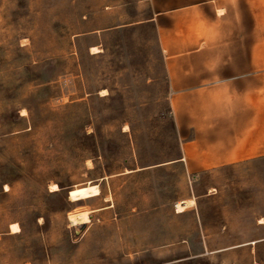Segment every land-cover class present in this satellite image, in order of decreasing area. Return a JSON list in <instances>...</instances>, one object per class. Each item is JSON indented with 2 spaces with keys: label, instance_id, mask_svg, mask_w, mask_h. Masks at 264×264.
<instances>
[{
  "label": "rangeland",
  "instance_id": "obj_1",
  "mask_svg": "<svg viewBox=\"0 0 264 264\" xmlns=\"http://www.w3.org/2000/svg\"><path fill=\"white\" fill-rule=\"evenodd\" d=\"M138 1L0 0V264H264V159L186 175Z\"/></svg>",
  "mask_w": 264,
  "mask_h": 264
},
{
  "label": "crops",
  "instance_id": "obj_2",
  "mask_svg": "<svg viewBox=\"0 0 264 264\" xmlns=\"http://www.w3.org/2000/svg\"><path fill=\"white\" fill-rule=\"evenodd\" d=\"M137 5L157 32L186 175L264 159V0Z\"/></svg>",
  "mask_w": 264,
  "mask_h": 264
},
{
  "label": "bare ground",
  "instance_id": "obj_3",
  "mask_svg": "<svg viewBox=\"0 0 264 264\" xmlns=\"http://www.w3.org/2000/svg\"><path fill=\"white\" fill-rule=\"evenodd\" d=\"M91 50H92V52H98V49L96 47H93ZM25 114H26V112L24 110H22L21 116H24ZM52 189L55 191L58 188H57V186L54 185V186H52ZM97 193H98L97 186L87 185L84 187L74 188V189L70 190L68 199H70L72 201L83 200V199L89 198L91 196L98 195ZM193 204H194V202L192 200H184V201L177 202L175 204L176 212L177 213L183 212L185 210V208L190 207ZM81 219L83 220L82 223H85V218H84V215H82V214H73L70 216V222L73 225H79L80 222L82 221ZM9 229H10L11 234H17L20 232V228H19L18 224H16V223L10 224Z\"/></svg>",
  "mask_w": 264,
  "mask_h": 264
},
{
  "label": "trees",
  "instance_id": "obj_4",
  "mask_svg": "<svg viewBox=\"0 0 264 264\" xmlns=\"http://www.w3.org/2000/svg\"><path fill=\"white\" fill-rule=\"evenodd\" d=\"M150 24V23H149ZM154 29H155V26L153 25V24H150ZM156 30V29H155ZM160 47V46H159ZM160 51H161V49H160Z\"/></svg>",
  "mask_w": 264,
  "mask_h": 264
},
{
  "label": "water",
  "instance_id": "obj_5",
  "mask_svg": "<svg viewBox=\"0 0 264 264\" xmlns=\"http://www.w3.org/2000/svg\"><path fill=\"white\" fill-rule=\"evenodd\" d=\"M67 197L69 198V192H68V195H67Z\"/></svg>",
  "mask_w": 264,
  "mask_h": 264
}]
</instances>
